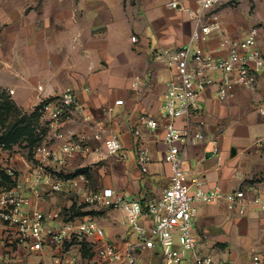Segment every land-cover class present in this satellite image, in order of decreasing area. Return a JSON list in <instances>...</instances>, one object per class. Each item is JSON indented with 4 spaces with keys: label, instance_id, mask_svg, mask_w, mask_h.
I'll list each match as a JSON object with an SVG mask.
<instances>
[{
    "label": "crops",
    "instance_id": "obj_1",
    "mask_svg": "<svg viewBox=\"0 0 264 264\" xmlns=\"http://www.w3.org/2000/svg\"><path fill=\"white\" fill-rule=\"evenodd\" d=\"M255 1L257 5L259 0ZM223 4L216 8L222 33L203 47L213 51L224 34L242 36L255 26L264 31L257 7L253 17L257 23L243 31L248 21L229 8H220ZM197 10L195 0H0V89L9 96L13 91L15 105L31 115L40 95L52 99L72 88L92 119L86 123L77 115L58 127L41 124L40 144L57 151L66 140H76L83 133L98 134L100 130L93 127L97 123L104 136L118 135L123 144V150L110 157L104 153L103 141L92 140L89 152L65 156L62 164L52 162L49 171L56 176L55 182L62 181L63 189L41 186L40 197L32 184L34 165L16 153L15 146L0 154V168L13 171L19 188L46 215L49 227L60 230L70 222L94 220L105 230L106 239L124 251L131 236L123 210L87 203L86 197L112 189L145 203L170 186L172 171L164 161L163 141L167 120L162 109L165 83L172 73L155 55L189 43L195 27L191 13ZM263 99L264 73L257 91L237 89L224 102L208 94L201 118L206 139L182 152L191 184L197 181L205 191L220 189L226 195L246 194L244 213L241 207L231 210L226 200L195 208L197 232L207 236L202 242L217 263L250 264L252 255L264 250V210L252 204L264 193ZM118 100L123 105H116ZM145 118L156 119L160 127L148 131ZM175 124L183 127L184 121ZM136 129L145 133L150 149L148 174L136 161ZM59 133L65 140L57 137ZM82 175L89 181L83 193L73 185L76 180L81 183ZM152 224V220L144 222L146 227ZM94 243L92 239L66 240L30 251L0 222V264H57L58 258L63 264H92ZM144 253L149 259L140 264H152L150 251L141 253L140 261Z\"/></svg>",
    "mask_w": 264,
    "mask_h": 264
},
{
    "label": "built area",
    "instance_id": "obj_2",
    "mask_svg": "<svg viewBox=\"0 0 264 264\" xmlns=\"http://www.w3.org/2000/svg\"><path fill=\"white\" fill-rule=\"evenodd\" d=\"M225 0H195L198 10L191 14L195 18V27L189 43L180 48H168L155 55L169 68L171 78L165 83L163 108L167 120L164 126V145L166 147L164 161L172 171L171 184L159 197L145 203L127 199L116 194L112 189L92 193L86 197L90 204H104L108 207L120 208L126 215L131 242L124 251L106 239L105 230L94 220L67 223L60 230L49 227L46 215L32 206L30 196L19 188L18 180L13 171L0 168V184L2 172L8 175L17 186L12 189H0V222L10 232L16 241L25 245L30 251H39L45 245L52 246L66 240L92 239L96 249L92 264H140L139 255L144 251L152 254V264H224L216 262L213 255L207 251L198 234L194 212L197 205L213 204L226 200L229 208L241 207L246 199L244 191L226 195L220 189L205 191L201 184H193L187 178L182 152L190 145H197L206 139L202 114L208 94L224 102L234 96L237 89L257 91L261 76L264 73L263 28L255 26L242 36H224L219 40L214 50L203 47L216 34L222 33L219 13L216 8ZM136 41V38H133ZM43 91L42 87L38 88ZM13 94V91L10 92ZM118 100L116 105H123ZM39 124L58 127L61 122L80 115L84 122L92 121L85 109L79 104L77 95L72 88H67L59 96L44 100L40 95ZM111 112V109L108 110ZM260 114L264 116V99L261 101ZM176 120H183L184 126L178 127ZM143 124L150 132L160 127L153 118H145ZM100 123L93 127L100 130L93 136L83 133L76 140H66L57 151L46 144H38L33 149L32 184L35 195L41 186H52L55 191L63 189L62 181L49 171L51 163L62 164L64 157H73L83 151L89 152L92 140L103 141L106 156H116L123 150V144L118 135L104 136ZM137 137L136 161L139 168L148 174L151 165L150 149L145 143V133L134 130ZM59 139L65 140V135L59 133ZM8 149L0 146V154ZM213 150L217 152V144L213 142ZM54 181V182H53ZM73 185L83 193L88 188L89 181L80 176ZM193 185L196 187L194 188ZM264 210V193H259L252 203ZM152 220L153 224L146 227L144 222ZM57 264H63L58 258ZM67 264V262H66ZM250 264H264V250L255 252Z\"/></svg>",
    "mask_w": 264,
    "mask_h": 264
},
{
    "label": "trees",
    "instance_id": "obj_3",
    "mask_svg": "<svg viewBox=\"0 0 264 264\" xmlns=\"http://www.w3.org/2000/svg\"><path fill=\"white\" fill-rule=\"evenodd\" d=\"M39 110L40 107H37L31 115L22 114L11 99V96L0 89V116L3 114L15 116L14 122L10 123L6 129L0 133V146L4 145L6 149H12L24 136L31 139L29 145L33 147V149L36 145L40 144L42 141V130L39 125ZM1 174L12 182L9 189L17 186L16 181H12V179L4 172ZM76 175L78 176V174H75L72 177H75Z\"/></svg>",
    "mask_w": 264,
    "mask_h": 264
},
{
    "label": "rangeland",
    "instance_id": "obj_4",
    "mask_svg": "<svg viewBox=\"0 0 264 264\" xmlns=\"http://www.w3.org/2000/svg\"><path fill=\"white\" fill-rule=\"evenodd\" d=\"M255 2H256L255 0H226L220 8H229L230 11H232V13L240 16L241 19H243L244 21H248V22H246V24L248 23L249 26H243L242 27V28H244L243 31H247L248 29H250L253 25H255L257 23V22H255L256 19L255 20L253 19L254 15H255V8L256 7H257L258 18L264 22V0L257 1V5ZM234 19H235V17H234ZM20 112L22 114H24L23 111L20 110ZM162 114L164 116V114H165L164 109H162ZM14 120H15V116H8V114H3L2 116H0V133L4 129H6V127L10 123H13ZM22 126H24V125H22ZM30 143H31V139L24 136L21 139V141L17 145H15V147H16L15 152L20 154L21 157L25 161H27L29 164H36V161L33 157V147H31L29 145ZM15 174L19 175V172L15 173ZM11 183L12 182L9 179L5 178L2 175V182L0 184V189L1 190L9 189L11 187ZM149 256L150 255L148 253H144L142 258H141V260H142L141 262H144V260L147 261L149 259ZM222 262H225V261H222Z\"/></svg>",
    "mask_w": 264,
    "mask_h": 264
}]
</instances>
